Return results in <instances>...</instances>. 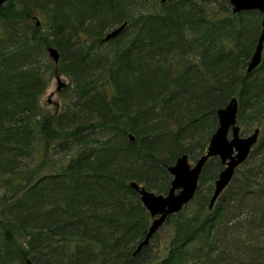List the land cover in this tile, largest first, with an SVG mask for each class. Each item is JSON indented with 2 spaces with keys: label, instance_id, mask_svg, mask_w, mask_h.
I'll list each match as a JSON object with an SVG mask.
<instances>
[{
  "label": "trees",
  "instance_id": "1",
  "mask_svg": "<svg viewBox=\"0 0 264 264\" xmlns=\"http://www.w3.org/2000/svg\"><path fill=\"white\" fill-rule=\"evenodd\" d=\"M152 2L155 10L141 5L139 13L137 0H11L7 15L0 8V264H179L189 246L202 264L219 259L211 243L222 211L208 210L223 169L217 158L205 163L193 201L166 220L171 233L159 258L150 244L133 256L149 216L129 184L166 195L167 168L182 153L204 154L216 112L233 98L242 133L259 131L255 154L264 168V48L246 74L262 17L234 15L227 1ZM37 11L46 35L29 24ZM104 45L112 49L99 52ZM50 47L73 90L66 111L46 119L39 99L54 67L37 66V57ZM188 137L195 143L179 151ZM38 140L64 152L57 170L41 177L19 163ZM252 172L242 187L253 203L239 189L228 200L241 195L250 205L227 244L239 239L257 258L243 254L238 264H264V181Z\"/></svg>",
  "mask_w": 264,
  "mask_h": 264
},
{
  "label": "water",
  "instance_id": "2",
  "mask_svg": "<svg viewBox=\"0 0 264 264\" xmlns=\"http://www.w3.org/2000/svg\"><path fill=\"white\" fill-rule=\"evenodd\" d=\"M10 0H0V8ZM171 0H160L164 4ZM231 13L236 15L243 12H258L261 16V30L258 36L254 52L246 68V74H251L261 62L264 48V0H227ZM125 24L106 34L102 43H107L119 35L125 28ZM49 57L54 64L59 62L58 51L48 48ZM57 91L64 88L60 78L56 77ZM238 104L236 99H231L228 104L216 112L217 128L209 139L205 153L191 165L187 155L177 158L175 163L167 168L171 176L169 190L166 195H156L147 191L144 187L132 182L129 187L139 196L142 207L151 219L144 238L138 243L133 256L138 254L143 248L147 247L158 232L165 224L166 220L178 214L184 207L193 201L201 171L205 163L212 158H217L222 170L214 182L213 192L209 200L208 209L211 210L221 193L227 188L232 181L234 173L248 158L252 148L256 145L259 131L255 129L252 134L241 137L240 130L237 126ZM129 140L134 142L133 136L129 135ZM23 264H33L26 260Z\"/></svg>",
  "mask_w": 264,
  "mask_h": 264
},
{
  "label": "rangeland",
  "instance_id": "3",
  "mask_svg": "<svg viewBox=\"0 0 264 264\" xmlns=\"http://www.w3.org/2000/svg\"><path fill=\"white\" fill-rule=\"evenodd\" d=\"M225 1L227 0H218V2L221 4ZM137 3L138 4L134 5V8H133V11H135V13H139V11L143 10L141 9V5L143 7L145 6L144 9L147 8L148 6L154 7V10L157 8L155 7L156 4L153 5L154 2H152V0H137ZM220 6L221 5L218 4L216 8L219 9ZM13 8H14V4L10 3L7 7H5L3 12L7 15L11 12ZM45 18L46 17H44V14L37 11L36 13H34V15L29 20V24L33 26L34 28H36L43 35L44 34L46 35V30H47L46 29L47 21ZM111 49H112V46L110 45H104L101 48L100 47L97 48V50L102 53H107ZM47 50L48 49H45L42 53L39 52L38 57H37L38 58L37 66H45L47 63H49L54 67L53 72L51 73L47 72L45 74V77L48 80V84L39 99V106L42 110V113L45 114L46 119L52 118L53 116H58L61 113L66 111L68 106H70L69 104L72 98L71 91L73 90L72 83H70V80L68 79V77H66L63 74H59V73L57 74V72L59 71V67L55 65H57L58 63L54 64L52 59L49 57ZM263 73L264 72H262V74ZM56 77H59L60 82L64 84V88H62L60 91H57V82L55 80ZM261 119H262L261 122L263 123L264 118H261ZM257 123L258 122H256V124ZM237 125L239 126V124ZM252 131L253 129L247 131L246 133H242V130L240 129V136L246 137ZM95 133H97V131H95ZM262 133H264V130ZM98 135L100 134H97V136ZM38 139L40 138L38 137ZM196 139H199V137H197ZM194 143L195 141H191L190 137H188L187 139H185L179 144V151H183L184 148H188L190 150V145H193ZM258 143H256V145L252 148V151L250 152V155L248 156L246 161L240 167L236 169L234 176L232 178V181L230 182L228 187L222 192V194L219 196L216 203L211 209V212L213 214L216 213V210L221 209L222 216H223L222 219L218 222L219 225L217 224V226H215L213 230V235L215 237H214V242L211 243L212 245L211 249L213 250L214 256L219 255L218 256L219 259L217 260L215 259L216 260L215 264H238L237 262L233 261V259H235V257L238 258L243 254H245V256L247 255L249 258H251V260H255L257 258V254H256L257 252L255 253L253 251L246 249V245L239 239L234 240L233 244L228 245L230 244L229 243L230 239L232 238L234 239L236 236L235 232L231 230V227L238 225V221L240 220V217H241L240 215L248 211V209H245L244 211H242V209L246 208L247 206L250 207V205L241 204V203L246 202V201H242L241 195H237L236 197L238 199H236L231 204L228 203V200L230 199L231 194L237 192V190L239 189V192L244 196V198H246L250 204L253 203V200L250 199V197L246 194L245 189L243 188L246 186H245V180L242 181V179L244 178L243 176L244 173H246L247 171L253 170V172L248 176L253 177L255 176V172H257V174L262 172V178L264 181V168L260 167L261 159L263 158L260 155L255 154L256 146ZM46 148L47 147H45L43 140H38V142L33 143L31 147L30 155L25 158L20 159L19 161L20 165L22 166L25 165V168L29 167V170L37 171L39 177L45 174L55 172L58 166L60 165L62 158L64 157V152L61 151V149L57 147L54 148V145H52V147H49L48 151H46ZM182 155L188 156V160L191 165H193L196 162V160L199 158V157L190 158V156L186 152L182 153ZM256 177H257L256 179H258L259 175ZM253 181H254V178L252 179V183L249 184L248 186L250 190H255V185H253ZM208 187H209V184L206 183L204 186V190H206ZM212 190H213V187H212ZM252 198L259 200V202H261L262 200L260 196L257 194L256 195L253 194ZM261 220H262V217L258 219L257 222H260ZM150 224H151V219H149L148 227L150 226ZM238 232H240V229L238 230ZM170 233H171V225L168 223H165L158 230V232L154 235L149 245V247L151 248V251H153V255H156L159 258V256L161 255L160 252L164 249V246L167 244V239L169 238ZM204 246L206 247L205 244ZM194 249H195L194 247L190 248L189 246V249L187 250L188 251L187 256L179 264H202L204 258L198 259L199 256H196V253H194L195 251ZM227 253H229V256H227ZM208 264H212V263H208Z\"/></svg>",
  "mask_w": 264,
  "mask_h": 264
},
{
  "label": "bare ground",
  "instance_id": "4",
  "mask_svg": "<svg viewBox=\"0 0 264 264\" xmlns=\"http://www.w3.org/2000/svg\"><path fill=\"white\" fill-rule=\"evenodd\" d=\"M10 1H11V0H10ZM5 4H6V3H5ZM5 4H4V5H5ZM4 5H3V6H4Z\"/></svg>",
  "mask_w": 264,
  "mask_h": 264
},
{
  "label": "flooded vegetation",
  "instance_id": "5",
  "mask_svg": "<svg viewBox=\"0 0 264 264\" xmlns=\"http://www.w3.org/2000/svg\"><path fill=\"white\" fill-rule=\"evenodd\" d=\"M259 136V135H258Z\"/></svg>",
  "mask_w": 264,
  "mask_h": 264
}]
</instances>
